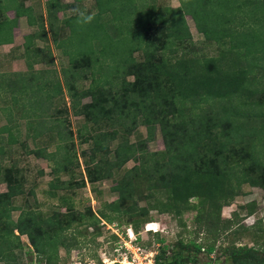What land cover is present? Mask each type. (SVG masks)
I'll return each instance as SVG.
<instances>
[{
  "label": "trees",
  "instance_id": "trees-1",
  "mask_svg": "<svg viewBox=\"0 0 264 264\" xmlns=\"http://www.w3.org/2000/svg\"><path fill=\"white\" fill-rule=\"evenodd\" d=\"M88 1L48 0L45 17L33 18L17 0H0V46L12 41L20 18L27 16L35 28L24 39L26 71L0 73V114L6 118L0 127V183L7 188L0 193V264H22L23 238L34 256L29 264H58L60 250L69 253L90 228L92 242L101 236V226L114 222L136 234L150 223V211L176 216L179 223L195 211V222L208 226L212 210L220 223L221 207L243 185L264 189V0H177L178 7L156 0H92L84 9ZM186 15L218 56L197 47ZM48 34L67 59L60 74L50 68L49 46L33 43L47 44ZM40 64L48 67L34 69ZM85 81L87 87H81ZM64 94L70 112L83 119L79 144L89 145L88 153L81 152L80 183H73L79 167L73 133L56 117L68 111L50 115ZM19 120L32 141L56 140L53 152L25 153L51 164L45 194L64 212L45 214L13 201L27 194L25 179L15 162L2 163L12 160L7 149L19 142ZM140 125L147 136L131 143ZM157 127L164 148L151 153L147 144ZM129 162L133 166L125 169ZM111 178L113 201L98 211L75 209L76 189ZM213 247L180 239L170 257L160 249L154 264H204L198 255L210 257ZM223 254L227 264H264V243L233 246ZM222 263L213 256L207 264Z\"/></svg>",
  "mask_w": 264,
  "mask_h": 264
},
{
  "label": "rangeland",
  "instance_id": "rangeland-1",
  "mask_svg": "<svg viewBox=\"0 0 264 264\" xmlns=\"http://www.w3.org/2000/svg\"><path fill=\"white\" fill-rule=\"evenodd\" d=\"M5 2V1H4ZM158 5L178 7L179 2L177 0H156ZM93 1L89 0L85 2L84 9H90ZM71 15L72 12H67ZM185 20L189 31L192 35V39L197 47L205 54L210 56H218L216 48L207 45L203 41V37L197 32L195 25L189 16H185ZM67 34V31L65 30ZM51 49L53 51V65L50 67L58 74H60L61 68L66 66L67 59L62 56L61 51L58 50L54 44ZM135 59L141 62L142 56L140 53L135 54ZM8 58L0 56V73H15L17 66H12ZM22 68L26 71L25 61L22 60ZM24 65V66H23ZM47 64H40L34 67L36 70L46 69ZM128 80H132L130 77ZM88 81L83 82L81 87H87ZM88 100H84L86 102ZM2 103H0V107ZM50 115L57 110L66 108L68 114H56V117L66 120L64 123L66 129H69L73 133V139L75 143L74 151L77 155L79 167L75 168L74 182L80 183L81 177L84 175V162L81 152L88 153V144H79L77 138L78 129L83 124L81 117L74 116L69 110V100L64 94L63 99L59 102L55 100L51 105ZM17 112V109L13 110ZM17 115V114H16ZM55 115V114H54ZM3 115L0 114V126L5 124ZM19 142L14 146H10L7 149L8 154L11 153V162L5 160L2 165L9 166L12 162H15L16 166L20 169L22 176L25 179V193L24 196H17L13 198L16 205H23L24 202L28 203L30 207L36 210L49 214L52 211H62L57 205V201L50 199L46 196L45 192L48 190V183L53 178L51 175V164L44 159H37L33 156L26 155L27 150H35L37 148H45L49 152H53L56 149V140L48 139V136H43L37 141H32L25 132V121L19 120ZM147 136V129L145 126H139L136 131L130 136L131 143L144 140ZM148 151L159 152L163 150V142L157 127L154 132L153 141L147 144ZM112 159V155L110 156ZM133 162H129L125 165V169H129L133 166ZM124 169V170H125ZM123 171L118 172L114 170V174H121ZM62 180H68V176H61ZM115 184V180H105L97 182L94 185H90L87 182L84 187L78 188L73 193V203L75 209L83 211L86 207L91 208L93 211H98L104 202H111L116 198V195L111 192V187ZM6 185L0 187V193L6 192ZM30 193V194H28ZM62 194L63 192H59ZM161 198V197H160ZM192 202V201H191ZM196 203L195 201L192 202ZM251 210V212H249ZM196 212L185 213L181 222L176 216L168 214H159L156 211L149 212V221L151 229L154 232H147L140 227L138 233L134 234L129 226L117 225V222L113 224H106L101 226V236L94 242L90 240V236L93 233V229H89L86 236L78 239V244H73L69 253H65L64 250H60L58 264H154V256L160 255V249L165 247V256L170 257L174 251L178 240L188 242L190 240L195 241L206 246H214L213 252L208 257L204 252L198 255L201 263H209L211 257H215L222 264L225 262L224 249L230 247H258L264 243V189L260 187H254L250 185H243L236 196L228 204L221 207L219 212L220 223L217 221L216 212L210 211L209 216L211 219L207 221V225L203 226V222H195ZM18 213H13V217L16 218ZM203 227L200 228L199 225ZM200 229V230H199ZM219 229V231H217ZM131 231L133 238L129 240L128 232ZM199 231V232H198ZM114 235L115 238H112ZM127 235V236H126ZM25 245L23 246L22 264H29L31 259L34 258L29 247L27 245L26 238H23ZM160 241H162L160 243ZM195 257L194 254H192ZM34 261V260H33ZM98 261H100L98 263ZM20 262V261H19ZM161 264V263H159Z\"/></svg>",
  "mask_w": 264,
  "mask_h": 264
},
{
  "label": "crops",
  "instance_id": "crops-1",
  "mask_svg": "<svg viewBox=\"0 0 264 264\" xmlns=\"http://www.w3.org/2000/svg\"><path fill=\"white\" fill-rule=\"evenodd\" d=\"M60 1L62 4L74 3V0H60ZM17 4L20 7V9L26 11L27 15H31L33 18L40 14H42L45 17L48 0H17ZM7 16L11 19L13 17V13L9 12ZM26 17L27 16L22 17L18 20L17 27L13 30L12 41L8 44H3L0 46V56L3 58H8L9 59L8 61H10V64L12 66L18 67L17 71L14 70L12 72L25 71V69L22 68V64H24L22 60L23 57H25L24 39L26 36L31 35L35 30L34 25L33 26L28 25V20ZM59 17H61V14H59ZM33 43L38 48H42L43 45L49 46L51 53L53 54V51L51 49L52 43L49 34H48L47 44H44L43 40L40 41L38 39L34 40ZM3 118L6 124L5 116H3ZM5 124H3L2 126H4ZM3 185L5 184L0 183V187Z\"/></svg>",
  "mask_w": 264,
  "mask_h": 264
},
{
  "label": "built area",
  "instance_id": "built-area-1",
  "mask_svg": "<svg viewBox=\"0 0 264 264\" xmlns=\"http://www.w3.org/2000/svg\"><path fill=\"white\" fill-rule=\"evenodd\" d=\"M151 224L152 223H149V224H146L145 225V227H144V231H146V233L147 232H155V230H151ZM128 230H131V229H128ZM127 236V235H126ZM128 238H129V240H131L132 238H133V235H132V232L131 231H129L128 232V236H127Z\"/></svg>",
  "mask_w": 264,
  "mask_h": 264
},
{
  "label": "clouds",
  "instance_id": "clouds-1",
  "mask_svg": "<svg viewBox=\"0 0 264 264\" xmlns=\"http://www.w3.org/2000/svg\"><path fill=\"white\" fill-rule=\"evenodd\" d=\"M81 16H83V13H81Z\"/></svg>",
  "mask_w": 264,
  "mask_h": 264
},
{
  "label": "bare ground",
  "instance_id": "bare-ground-1",
  "mask_svg": "<svg viewBox=\"0 0 264 264\" xmlns=\"http://www.w3.org/2000/svg\"><path fill=\"white\" fill-rule=\"evenodd\" d=\"M152 230V229H151Z\"/></svg>",
  "mask_w": 264,
  "mask_h": 264
}]
</instances>
